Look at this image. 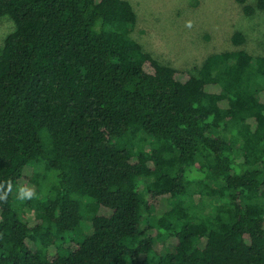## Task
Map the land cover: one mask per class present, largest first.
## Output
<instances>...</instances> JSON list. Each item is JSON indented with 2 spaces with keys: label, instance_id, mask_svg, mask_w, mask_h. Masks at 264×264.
Here are the masks:
<instances>
[{
  "label": "trees",
  "instance_id": "16d2710c",
  "mask_svg": "<svg viewBox=\"0 0 264 264\" xmlns=\"http://www.w3.org/2000/svg\"><path fill=\"white\" fill-rule=\"evenodd\" d=\"M0 17V264H264V54L241 32L192 72L132 37L128 0Z\"/></svg>",
  "mask_w": 264,
  "mask_h": 264
},
{
  "label": "rangeland",
  "instance_id": "374dc122",
  "mask_svg": "<svg viewBox=\"0 0 264 264\" xmlns=\"http://www.w3.org/2000/svg\"><path fill=\"white\" fill-rule=\"evenodd\" d=\"M128 1L136 13L132 37L174 68L196 72L208 54L232 47L230 36L236 31L245 36V50L254 56L264 54L262 10L246 16L236 0ZM13 29L10 18L0 17V48Z\"/></svg>",
  "mask_w": 264,
  "mask_h": 264
},
{
  "label": "clouds",
  "instance_id": "9594fccd",
  "mask_svg": "<svg viewBox=\"0 0 264 264\" xmlns=\"http://www.w3.org/2000/svg\"><path fill=\"white\" fill-rule=\"evenodd\" d=\"M26 195H30V193H26Z\"/></svg>",
  "mask_w": 264,
  "mask_h": 264
}]
</instances>
